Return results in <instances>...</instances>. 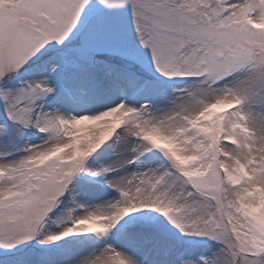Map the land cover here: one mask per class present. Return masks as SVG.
Masks as SVG:
<instances>
[{"label": "snow or ice", "instance_id": "1", "mask_svg": "<svg viewBox=\"0 0 264 264\" xmlns=\"http://www.w3.org/2000/svg\"><path fill=\"white\" fill-rule=\"evenodd\" d=\"M0 264H264V0H0Z\"/></svg>", "mask_w": 264, "mask_h": 264}]
</instances>
